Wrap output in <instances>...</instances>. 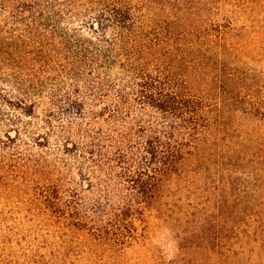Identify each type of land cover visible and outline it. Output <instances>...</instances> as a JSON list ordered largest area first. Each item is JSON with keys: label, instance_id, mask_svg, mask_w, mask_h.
<instances>
[{"label": "trees", "instance_id": "obj_1", "mask_svg": "<svg viewBox=\"0 0 264 264\" xmlns=\"http://www.w3.org/2000/svg\"><path fill=\"white\" fill-rule=\"evenodd\" d=\"M263 20L0 0V264H264Z\"/></svg>", "mask_w": 264, "mask_h": 264}, {"label": "rangeland", "instance_id": "obj_2", "mask_svg": "<svg viewBox=\"0 0 264 264\" xmlns=\"http://www.w3.org/2000/svg\"><path fill=\"white\" fill-rule=\"evenodd\" d=\"M261 5L264 7V0H260ZM262 26V31H263V36H264V20L261 24ZM264 39V37H263ZM263 48H264V41H263ZM160 236L157 237L156 241L157 243L162 247L163 250V254L166 256H170L171 255V250H172V241L170 239L169 236H166L164 233H159ZM209 264V262H208Z\"/></svg>", "mask_w": 264, "mask_h": 264}]
</instances>
